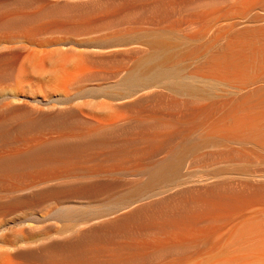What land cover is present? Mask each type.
Wrapping results in <instances>:
<instances>
[{
  "label": "bare ground",
  "instance_id": "6f19581e",
  "mask_svg": "<svg viewBox=\"0 0 264 264\" xmlns=\"http://www.w3.org/2000/svg\"><path fill=\"white\" fill-rule=\"evenodd\" d=\"M6 1V36L102 31L129 48L88 59L103 73L0 53L17 87L0 101V221L40 232L0 264H264V0ZM41 209L62 212L28 219ZM71 210L88 219L58 228Z\"/></svg>",
  "mask_w": 264,
  "mask_h": 264
},
{
  "label": "rangeland",
  "instance_id": "374dc122",
  "mask_svg": "<svg viewBox=\"0 0 264 264\" xmlns=\"http://www.w3.org/2000/svg\"><path fill=\"white\" fill-rule=\"evenodd\" d=\"M1 1L5 2L6 0H1ZM12 2L13 1H6L5 4L2 2L3 4L0 3V4H2V5H0V7L1 8L4 7L2 9L3 11H7V9H9V8H10L9 11H11V8L13 7L12 8V10H13L14 4H16L14 2H13L14 3L13 4ZM12 4H13V6L11 7ZM15 8H16V6H15ZM28 8L29 7H27V6H25V7L22 6L21 8H19L20 11H18V10H16V11L18 13H23V12L26 13L28 11ZM2 10H0V11H2ZM134 25L136 26L137 24H134ZM143 25H142L143 28H148V27H145ZM13 32H16V33H13ZM13 32L12 33L16 34V35H13L11 33V35L8 34L9 37L6 36V34H1L2 32H0V47L2 45L4 46V48L1 47L0 53H2V52L7 53L8 52L9 55H7V56H10V57H6L7 59H13V58L14 59H22V58L26 59V55L23 53V51L19 50L21 47L25 46L27 48L29 47L28 48L29 50L32 49V50L36 51V53H37L36 59L38 58V56H39L38 59H41L44 56H48L51 58L53 57V59L57 58L58 60H63L66 58V59H70L72 61L73 60L77 61V62L79 61L78 63L73 61V65L75 63L76 66L78 65L79 67H82L81 64L86 62V63H84V64H86L85 65L86 67L85 66L84 67L87 69V71L92 72V73H96V72L99 73L100 70L102 73H103V71L106 72V70H108V68L110 66H111L112 70H114L115 66L112 67V65H110L108 67V65L107 66L104 65L105 66L104 67L103 65L96 64L94 62L92 63L88 59H106V58H108V55H109L108 52L109 51H115V50L120 52V55H118V56H120V59H121V57L127 56L126 51H127V48H129V47H122V48L118 47L117 48V47H115L116 45H113L112 43H111L112 45H110V43L108 45H105L106 43H103V44L102 43H96L100 39V37L104 36V32H102V31L101 32L75 33V32H72L70 30H67V32H66V30H58V31L42 32V33L38 34V36H37V33L36 34L32 33V34H29V36H27V37H25L24 35L22 36L21 35L22 33H20V32L17 33L16 30H13ZM11 37H13V38H11ZM28 37H30V38H28ZM16 48H19V49H16ZM14 49H16V50H14ZM6 50H7V52H6ZM21 51H22V53H21ZM19 52L21 53V55L16 56L17 54H20ZM123 54H125V55H123ZM15 56L18 58H16ZM20 56H22V57H20ZM136 57L137 56H135V58ZM6 58L3 57L0 59H6ZM99 68H101V69H99ZM111 68H109V71L111 70ZM90 69H92V70H90ZM2 83L0 82V84H1L0 85V101L8 103L11 101V99L8 96L12 93V91L13 92L16 91L15 89H17V87L16 86L14 87V85H12V83H10V81L7 82L5 80V82L2 81ZM6 84L8 85V88H7ZM98 84H99V82H97V81H93V82L89 83V85H92V86H95ZM3 87H4V89H3ZM12 89H14V90H12ZM89 89H90L89 87L87 89V88H85V86H81L80 88L76 89L77 91L76 90L73 91L74 94L71 92V94H73V95L70 94L71 95L70 98H72V100H73L72 104H78L80 102H83L85 100V98L89 97L91 94L89 92ZM37 99H38V101H36V102L31 101L30 103H28V106L46 109V107L48 108L53 104L51 102V100L42 99V98H37ZM43 100H45V101H43ZM47 103H49V104H47ZM79 211L80 210H76V211H73L74 213H72V210H71V215L69 213L68 216L61 218V220H59L60 219L59 218L58 222L55 225H57L58 228H61L62 226H65V227L74 226V225L80 224L81 222L85 221L84 219H88L86 217L79 216L78 215ZM61 212H62L61 210L58 211V209H57L55 212H53L47 216L46 210L41 209V211H38L36 214L32 215V216H34L33 218L31 216H29L30 218L28 217V219H34L35 220V219L39 218L41 220L43 218L44 220H47L49 222L48 219L55 218L56 215H60L59 213H61ZM72 214H73V216H72ZM15 216L17 217V215H15ZM18 219H19V216H18V218L10 216L8 221H5V222L0 221V248L8 249L12 246H15V245L19 246L20 245L21 247L24 246V247H27L29 249L30 247L33 248V245H35V243L39 239V237H40L39 231H31L27 234L22 233L20 230V224L21 223H19V221H17ZM25 223H32V222L28 220ZM15 257L16 256L10 257L11 258V259L9 258L10 261L9 260H7V261H9L11 263H9V262L8 263L9 264H21L23 262L22 257H20V256L17 258H15ZM2 260H4V258L1 259V257H0V262ZM40 263H41V261L39 262V264ZM22 264H24V262Z\"/></svg>",
  "mask_w": 264,
  "mask_h": 264
}]
</instances>
